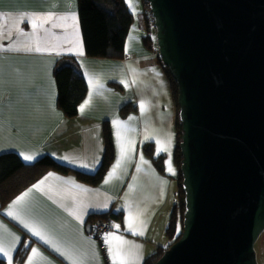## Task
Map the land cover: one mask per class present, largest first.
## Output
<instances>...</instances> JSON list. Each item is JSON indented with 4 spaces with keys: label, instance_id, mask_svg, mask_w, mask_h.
<instances>
[{
    "label": "crops",
    "instance_id": "obj_1",
    "mask_svg": "<svg viewBox=\"0 0 264 264\" xmlns=\"http://www.w3.org/2000/svg\"><path fill=\"white\" fill-rule=\"evenodd\" d=\"M125 1L134 16L125 55L93 58L85 54L78 0H0L4 16L27 12L40 16L54 13L53 20L68 17L56 21L64 27H54L49 21L33 29L24 20L18 25L9 21L0 28V154L16 152L25 163L50 154L63 164L94 172L104 156L105 122L111 127L115 145V159L98 185L86 183L74 173L50 170L1 207L0 242L9 251L11 264H120L119 260L113 262L109 245L106 243L102 249L100 241L87 229L97 220L95 215L108 211L122 213L123 217L110 221V232L129 241L124 247L139 254V259L128 264H144L147 257L171 242L166 227L179 189L173 163L178 129L172 84L153 44L151 48L145 44L148 31L143 0H133L135 11ZM72 12L78 20V34L72 28ZM0 24H5L2 17ZM19 29L29 35H22ZM37 44L47 50L35 51ZM29 47L32 50H27ZM65 55L77 57L88 83V94L80 106L86 100L88 104L83 110L79 106L78 114L71 117L58 107L54 77V67ZM97 81L101 87L94 88ZM128 104L134 108L124 117L122 108ZM165 146L166 151L158 152ZM21 153L34 159L25 160ZM162 154L170 162H165L164 172L153 160ZM46 176L42 185L9 208ZM8 211L19 213L20 219L9 216ZM130 215L144 222L142 227L136 223L142 235L128 230ZM21 219L34 225L50 243L33 235ZM22 247L28 250L19 262L16 255ZM32 248L37 249L35 255ZM0 258L9 264L8 256L0 253Z\"/></svg>",
    "mask_w": 264,
    "mask_h": 264
},
{
    "label": "water",
    "instance_id": "obj_2",
    "mask_svg": "<svg viewBox=\"0 0 264 264\" xmlns=\"http://www.w3.org/2000/svg\"><path fill=\"white\" fill-rule=\"evenodd\" d=\"M147 2L178 86L185 192L181 237L154 264H260L264 0Z\"/></svg>",
    "mask_w": 264,
    "mask_h": 264
},
{
    "label": "trees",
    "instance_id": "obj_3",
    "mask_svg": "<svg viewBox=\"0 0 264 264\" xmlns=\"http://www.w3.org/2000/svg\"><path fill=\"white\" fill-rule=\"evenodd\" d=\"M143 2L145 8H148L147 1L143 0ZM78 7L85 54L93 58H122L125 55V45L130 27L134 21V16L126 1L78 0ZM144 41L148 48H151L154 42L149 34L145 36ZM158 60L164 66L159 55ZM164 68L172 84V93L176 107L178 139L173 154V163L177 169L176 178L179 189L176 205L166 227V235L171 242L166 247L161 246L153 255L147 257L144 264H154L163 252L181 237L183 230L185 192L182 185V152L179 145L182 138V125L179 119L178 86L168 69L165 66ZM54 77L58 90V107L66 116H75L78 114L80 103L88 94V83L77 57L70 55L61 56L54 67ZM115 86L122 89L120 84H115ZM132 108L134 107L130 104L125 105L122 108V115L125 117ZM103 134L106 143L104 156L101 165L94 172H85L63 164L50 154L43 156L33 163H25L16 152L0 154V210L5 203L9 202L25 188L34 184L50 170L74 173L84 182L98 185L104 179L115 159V145L112 130L108 122H105ZM166 158V154L153 158L157 168L162 172L165 171ZM94 217L106 220L109 223L113 218H123L122 213H115L113 211L97 214ZM27 250L28 247L20 248V251L16 255V259L19 262L22 261ZM0 264H5L3 258H0Z\"/></svg>",
    "mask_w": 264,
    "mask_h": 264
},
{
    "label": "snow or ice",
    "instance_id": "obj_4",
    "mask_svg": "<svg viewBox=\"0 0 264 264\" xmlns=\"http://www.w3.org/2000/svg\"><path fill=\"white\" fill-rule=\"evenodd\" d=\"M129 6L133 7V11H135V7L133 6V0H128ZM53 16H55L54 13H48L47 15L44 16H40L37 15L35 13L29 15L27 12H21L19 16L13 17V16H4L3 13H0V17L3 18V20L5 21V24H0V28H4L6 26V24L10 21L13 25H18L20 22L24 21V20H28L33 29H36L37 27H42L45 23H48L49 21L53 22V26L54 27H64L65 25L63 23H57L56 21H65L68 19L67 16H57L56 20H53ZM71 16V20L73 21L72 23V28L73 30L78 34V30H79V25H78V20L76 17V14L74 12L70 13ZM19 31H21L22 35H29V33L24 32L22 29H19ZM45 31H48L47 29H45ZM79 43V41L77 42ZM27 50H32L31 47H29ZM46 48H42L39 44H37L35 46V51H46ZM82 54V53H81ZM90 83H92V80L90 79ZM94 88H99L101 87V85L99 84V82H95L93 84ZM88 104V101H85V104H82L80 106L81 110H83V108L85 107V105ZM141 107H144L143 103H141ZM119 131L117 132V136L119 137ZM158 145L161 143L160 141H157ZM124 146L123 144L121 145V156L124 155ZM159 151H166V146L165 147H160L158 148V152ZM21 155L23 156V158L25 160L31 161L34 159V157L32 155H26L24 153H21ZM64 159H67V157H64ZM119 163V161L117 162ZM166 163H170L169 161H166ZM84 167H87V165H83ZM115 165L113 166V172L115 171ZM172 169L169 168V171H171ZM112 172L109 173V175H111ZM52 173H48V176H52ZM48 176L44 177V179H42L41 181L38 182V184L33 185L32 188H29L25 193H23L21 196L17 197L16 200H14L12 202V204L9 206V208L11 209L14 205H16L19 201L23 200L25 196L28 195V193H30L34 188L39 187L40 185H42L44 183V180H46L48 178ZM104 207H107V205H104ZM8 215L9 216H14L17 219H20V215L19 213L13 212V211H8ZM20 222L24 225L25 228L29 229L33 235L40 237L42 240H45L46 243H50V241L46 240L44 235L42 234V232L40 230H38L34 225H30L29 223H26L24 220H20ZM139 223L140 227L143 226V221H139L138 218H134L131 215L127 218V227L128 230L131 231L134 235L135 234H140L142 235L143 232L142 231H138L137 227H136V223ZM115 228L119 229V225H114ZM179 231V229H178ZM104 240L105 242L109 245L108 247V252L113 260V262H115L116 260L120 261V264H128V262L132 259H139V254L136 252H133L131 249L129 248H125L124 245L129 244V241H126L122 236L116 235L113 232H107L104 234ZM113 241L116 242L115 245H113ZM37 252L36 248H32V253L33 255H35ZM0 253H3L5 256H8L9 258V264H11V256L9 254V251L6 250L5 246L3 245L2 242H0ZM32 257L29 256L28 260L29 262L31 261Z\"/></svg>",
    "mask_w": 264,
    "mask_h": 264
},
{
    "label": "built area",
    "instance_id": "obj_5",
    "mask_svg": "<svg viewBox=\"0 0 264 264\" xmlns=\"http://www.w3.org/2000/svg\"><path fill=\"white\" fill-rule=\"evenodd\" d=\"M145 15H146L147 22L149 24L148 34L151 36L152 40L154 41L152 49L155 52V54L159 55L158 47H157V43L155 39L154 18L149 8L145 9ZM92 230H93L94 236L100 241L102 249L105 250L106 242L104 240V234L107 232H110L111 225L106 222L97 221L94 223Z\"/></svg>",
    "mask_w": 264,
    "mask_h": 264
},
{
    "label": "rangeland",
    "instance_id": "obj_6",
    "mask_svg": "<svg viewBox=\"0 0 264 264\" xmlns=\"http://www.w3.org/2000/svg\"><path fill=\"white\" fill-rule=\"evenodd\" d=\"M146 1H147V0H146ZM147 4H148V2H147ZM148 5H149V4H148ZM148 8L150 9V7H148ZM145 9H146V8H145V6H144V16H145V18H146V15H145ZM150 10H151V9H150ZM146 22H147V19H146ZM154 30H155V26H154ZM147 31L149 32V24H148V22H147ZM176 184H177V187H178V180L176 181ZM176 202H177V201H176ZM97 221H102V222H106V223L110 224L108 221H106V220H102V219H98V218H97V220H95V222H97ZM95 222L92 223V228H93V225H94ZM92 233H93V230H92ZM93 234H94V233H93ZM255 247H256V250H257L259 263H260V264H264V235H263V237H262L259 241H257Z\"/></svg>",
    "mask_w": 264,
    "mask_h": 264
},
{
    "label": "flooded vegetation",
    "instance_id": "obj_7",
    "mask_svg": "<svg viewBox=\"0 0 264 264\" xmlns=\"http://www.w3.org/2000/svg\"><path fill=\"white\" fill-rule=\"evenodd\" d=\"M263 235H264V232H263L262 235L260 236L259 240L263 237ZM259 240H258V241H259Z\"/></svg>",
    "mask_w": 264,
    "mask_h": 264
}]
</instances>
